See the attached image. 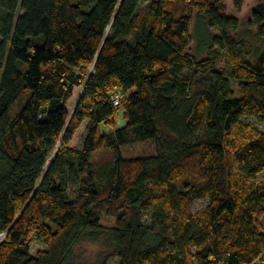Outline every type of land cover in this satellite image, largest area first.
Returning a JSON list of instances; mask_svg holds the SVG:
<instances>
[{
    "label": "trees",
    "instance_id": "trees-1",
    "mask_svg": "<svg viewBox=\"0 0 264 264\" xmlns=\"http://www.w3.org/2000/svg\"><path fill=\"white\" fill-rule=\"evenodd\" d=\"M144 2L0 0V264H264V50L224 0Z\"/></svg>",
    "mask_w": 264,
    "mask_h": 264
},
{
    "label": "rangeland",
    "instance_id": "rangeland-1",
    "mask_svg": "<svg viewBox=\"0 0 264 264\" xmlns=\"http://www.w3.org/2000/svg\"><path fill=\"white\" fill-rule=\"evenodd\" d=\"M150 0H145L144 6L146 7L147 3ZM264 2V0H246L244 7L241 11L237 10L235 7L234 0H224V4L226 5L227 11L230 15L236 17L239 21V30L236 36L244 37L245 41L253 47L254 51H262L264 50V42L258 38H256V30L252 29L249 25V19L251 17L252 9L257 6L259 3ZM145 10V9H144ZM20 13H23L22 11ZM193 37L191 42L190 53L192 55H197L198 58L204 59L206 54L198 55L199 43L196 36V26L193 28ZM219 65H226L225 58H221L219 60ZM82 94L80 89H75L73 92L72 98L68 101L67 108L70 112H74L76 109L79 98ZM27 96H22L11 108L10 114L14 117L26 104ZM247 124L255 126L261 130H264L263 126H261L258 122L253 119H249L246 121ZM126 125V121L123 119V113H119L118 118V128H123ZM86 122L82 124L77 134L74 136L70 146L71 147H79L82 144V140L86 134L85 132ZM60 143L58 144V146ZM154 150V146L152 142H146L142 144L130 145L123 149V154L126 157H138L141 155H147L152 153ZM101 156V155H99ZM53 159V158H52ZM95 159V158H94ZM264 180V172L259 176L258 181ZM207 205L206 200L198 201L194 204V211H197ZM45 245L39 241L34 242L32 246L33 254H36L39 250H44ZM112 251V248L106 243V241H102L100 243H92L89 241L80 242L75 248V259L74 264H102L103 257Z\"/></svg>",
    "mask_w": 264,
    "mask_h": 264
},
{
    "label": "built area",
    "instance_id": "built-area-1",
    "mask_svg": "<svg viewBox=\"0 0 264 264\" xmlns=\"http://www.w3.org/2000/svg\"><path fill=\"white\" fill-rule=\"evenodd\" d=\"M113 102H114L115 106H118L120 99L118 97H116V98H114Z\"/></svg>",
    "mask_w": 264,
    "mask_h": 264
},
{
    "label": "water",
    "instance_id": "water-1",
    "mask_svg": "<svg viewBox=\"0 0 264 264\" xmlns=\"http://www.w3.org/2000/svg\"><path fill=\"white\" fill-rule=\"evenodd\" d=\"M80 99V98H79ZM54 159L51 160V162L53 161Z\"/></svg>",
    "mask_w": 264,
    "mask_h": 264
}]
</instances>
